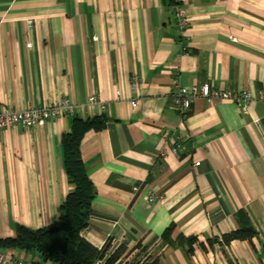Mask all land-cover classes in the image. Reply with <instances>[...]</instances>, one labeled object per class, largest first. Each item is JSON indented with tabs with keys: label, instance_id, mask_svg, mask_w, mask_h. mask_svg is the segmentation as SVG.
I'll use <instances>...</instances> for the list:
<instances>
[{
	"label": "crops",
	"instance_id": "obj_1",
	"mask_svg": "<svg viewBox=\"0 0 264 264\" xmlns=\"http://www.w3.org/2000/svg\"><path fill=\"white\" fill-rule=\"evenodd\" d=\"M177 6L188 8L186 32ZM174 78L249 90L253 99L245 107L199 96L181 112ZM92 95L99 102L89 103ZM261 95L264 0H0V106L41 108L64 97L75 106L43 126L0 128V238L17 224L55 221L72 189L63 134L75 116H104L80 143L96 191L84 239L108 242L107 253L126 245L128 263L264 264ZM240 210L258 235L210 247L209 238L239 227ZM170 224L174 239L197 237L190 252L161 246ZM6 254L40 262L29 250Z\"/></svg>",
	"mask_w": 264,
	"mask_h": 264
},
{
	"label": "trees",
	"instance_id": "obj_2",
	"mask_svg": "<svg viewBox=\"0 0 264 264\" xmlns=\"http://www.w3.org/2000/svg\"><path fill=\"white\" fill-rule=\"evenodd\" d=\"M105 124L104 116L87 119L73 117L71 129L62 137L63 165L72 189L58 208V217L50 225L37 229L17 224L14 236L0 238L1 250L33 251L43 264H140L139 261H122L123 257L129 254L126 245L119 244L112 252L107 253L110 247L108 242L104 247L97 248L80 234L89 224L96 193L80 154V143L87 131L100 129ZM236 218L239 227L220 237L209 238L210 247L215 243L228 245L234 240L251 242L258 235L245 211H238ZM174 229L175 224H170L164 230L160 239L161 246L187 247L190 252L198 241L197 237L180 234L174 239ZM156 263L157 258L147 264Z\"/></svg>",
	"mask_w": 264,
	"mask_h": 264
},
{
	"label": "built area",
	"instance_id": "obj_3",
	"mask_svg": "<svg viewBox=\"0 0 264 264\" xmlns=\"http://www.w3.org/2000/svg\"><path fill=\"white\" fill-rule=\"evenodd\" d=\"M177 26L180 31L186 32L190 26V18L188 8L184 6H177L174 11ZM172 83L175 86V92L173 96L174 107L178 111H186L190 108L193 100L196 97L204 98H221L229 100L236 104H242L248 106L253 99V95L249 90H229V89H217L211 84L205 83L201 86L195 84L186 85L181 83L177 78H174ZM134 87L137 84L134 83ZM117 95H120V91H117ZM264 98V95H261ZM89 103L99 102L98 97L92 95L88 99ZM136 101L131 102V106L135 107ZM75 106L69 97H64L59 103L52 104L46 107L37 108L35 106H29L21 110H14L6 106H0V128H11L14 126H22L24 128H34L37 126H43L47 121H55L63 113L74 112ZM180 144L174 146L173 151L178 153V147ZM195 164H199L196 162ZM153 194H151V199ZM0 264H43L38 261H28L21 258L8 257L5 250L0 249Z\"/></svg>",
	"mask_w": 264,
	"mask_h": 264
}]
</instances>
